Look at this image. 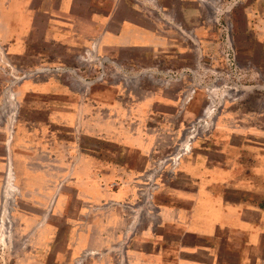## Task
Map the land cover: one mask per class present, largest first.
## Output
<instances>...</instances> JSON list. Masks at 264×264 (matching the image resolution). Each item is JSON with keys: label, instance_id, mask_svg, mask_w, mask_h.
<instances>
[{"label": "rangeland", "instance_id": "374dc122", "mask_svg": "<svg viewBox=\"0 0 264 264\" xmlns=\"http://www.w3.org/2000/svg\"><path fill=\"white\" fill-rule=\"evenodd\" d=\"M77 2L132 27L71 46L44 24L65 0L30 1L34 48L0 62V264H264V0ZM23 116L57 144L45 189L16 168Z\"/></svg>", "mask_w": 264, "mask_h": 264}, {"label": "crops", "instance_id": "0c3cea01", "mask_svg": "<svg viewBox=\"0 0 264 264\" xmlns=\"http://www.w3.org/2000/svg\"><path fill=\"white\" fill-rule=\"evenodd\" d=\"M30 1L32 0H0V62L9 60L12 63L14 58L20 56L19 54H27L34 48L31 45V37L38 31L37 27L39 23L34 22V11L30 8ZM92 1L93 0H90L91 7ZM76 3H78L77 0H65V7L61 14V17L66 20L65 22L44 23L47 28V36L50 35V28L53 23L54 26L59 27L57 30L58 34L60 32V36L66 38H60V40L71 46L75 44L80 47L90 46L96 39H99L102 43L106 41L111 45L124 43V39L129 36L127 32L130 27H132L130 23L124 24L121 31H112L108 27L109 22H100L98 16H94L92 12L90 13L89 21L84 19L75 7ZM100 28L103 29L100 30ZM55 86L56 84L46 85L25 81L21 83L17 93L20 98L26 99L28 95L33 93L44 94V92L52 91V88ZM54 89H56L57 92H61L58 86ZM3 100L5 101V98ZM56 108L58 109V107ZM60 114L57 112L55 115L59 117ZM23 117L21 121L24 122V125L18 132L16 146H13V149L10 146L13 153L15 152L17 154L15 159L17 170L29 172L43 171L42 173H44L46 169L52 168L50 166L59 169L63 168L62 161L59 158L54 159L53 163L50 162L51 156H60L55 150L57 144L52 145L51 143L50 134L47 132L48 134L45 135L42 125L40 129H36L35 132H32L29 125L30 121L26 116ZM3 145L6 146L5 149L7 151V143ZM9 152H11V150ZM21 165H25V167ZM3 169L4 166L0 163V170ZM48 177L49 175L44 173L42 175V181L37 184L43 189L50 186ZM100 184L101 182L96 187H87L86 185L83 187H75L80 198L93 200L94 198H98L99 192L103 194V189H100ZM108 185L109 184H106L105 191L111 198L112 204L121 202L122 198L126 196V193H128L130 189L129 185H125L126 188H120L117 192H110L108 190Z\"/></svg>", "mask_w": 264, "mask_h": 264}]
</instances>
